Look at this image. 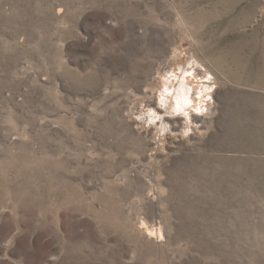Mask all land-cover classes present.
<instances>
[{
    "label": "rangeland",
    "instance_id": "1",
    "mask_svg": "<svg viewBox=\"0 0 264 264\" xmlns=\"http://www.w3.org/2000/svg\"><path fill=\"white\" fill-rule=\"evenodd\" d=\"M0 264H264V0H0Z\"/></svg>",
    "mask_w": 264,
    "mask_h": 264
},
{
    "label": "bare ground",
    "instance_id": "2",
    "mask_svg": "<svg viewBox=\"0 0 264 264\" xmlns=\"http://www.w3.org/2000/svg\"><path fill=\"white\" fill-rule=\"evenodd\" d=\"M151 236L157 238V237L159 236V231L156 230V231L152 232V233H151ZM160 236H161V235H160ZM158 238H159V237H158ZM158 238H157V239H158Z\"/></svg>",
    "mask_w": 264,
    "mask_h": 264
}]
</instances>
